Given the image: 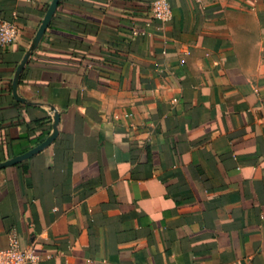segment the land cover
<instances>
[{
  "label": "crops",
  "instance_id": "0c3cea01",
  "mask_svg": "<svg viewBox=\"0 0 264 264\" xmlns=\"http://www.w3.org/2000/svg\"><path fill=\"white\" fill-rule=\"evenodd\" d=\"M169 2L154 31L151 0H59L39 35L54 0H0V164L59 113L0 170V250L264 264V0Z\"/></svg>",
  "mask_w": 264,
  "mask_h": 264
},
{
  "label": "built area",
  "instance_id": "2783aa9c",
  "mask_svg": "<svg viewBox=\"0 0 264 264\" xmlns=\"http://www.w3.org/2000/svg\"><path fill=\"white\" fill-rule=\"evenodd\" d=\"M152 22L149 24L154 31H160L173 19V9L169 0H151ZM137 34V32H134ZM142 34H146L142 32ZM22 35V28L14 22L0 19V45L9 47L17 43ZM173 103L177 102L174 98ZM38 257L31 249H22L16 237L10 239L9 247L0 250V264H33Z\"/></svg>",
  "mask_w": 264,
  "mask_h": 264
},
{
  "label": "water",
  "instance_id": "95a60500",
  "mask_svg": "<svg viewBox=\"0 0 264 264\" xmlns=\"http://www.w3.org/2000/svg\"><path fill=\"white\" fill-rule=\"evenodd\" d=\"M59 3V0H54L53 5L50 8V11L46 17V21L44 22V25L39 33V35H41L43 33V31L46 29L47 25L49 24L56 8L57 5ZM18 85H19V81L18 79L16 80L15 86H14V93L15 96L17 97V99L21 100L18 96ZM58 126H59V113L58 112H54L53 113V123H52V131L49 134V136L47 137V139L40 144L39 146L35 147L34 149L30 150L29 152L18 156L10 161H7L5 163L0 164V170L5 169L9 166H13L19 163H22L23 161L33 157L34 155H36L37 153L43 151L45 148H47L52 142L55 141L57 135H58Z\"/></svg>",
  "mask_w": 264,
  "mask_h": 264
},
{
  "label": "trees",
  "instance_id": "16d2710c",
  "mask_svg": "<svg viewBox=\"0 0 264 264\" xmlns=\"http://www.w3.org/2000/svg\"><path fill=\"white\" fill-rule=\"evenodd\" d=\"M36 125L37 126L35 128L36 129L35 131H37L39 133L37 142H40L45 137L48 128L45 127V124L42 120L37 121ZM40 131H41V133H40ZM2 145H4V144L2 143Z\"/></svg>",
  "mask_w": 264,
  "mask_h": 264
}]
</instances>
